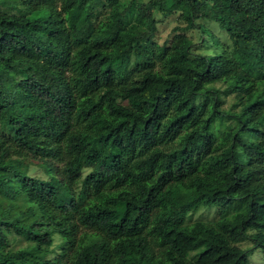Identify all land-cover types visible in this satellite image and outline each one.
I'll list each match as a JSON object with an SVG mask.
<instances>
[{
	"label": "trees",
	"instance_id": "trees-1",
	"mask_svg": "<svg viewBox=\"0 0 264 264\" xmlns=\"http://www.w3.org/2000/svg\"><path fill=\"white\" fill-rule=\"evenodd\" d=\"M200 207L214 218L188 222ZM255 248L264 0H0V264H250Z\"/></svg>",
	"mask_w": 264,
	"mask_h": 264
},
{
	"label": "rangeland",
	"instance_id": "rangeland-1",
	"mask_svg": "<svg viewBox=\"0 0 264 264\" xmlns=\"http://www.w3.org/2000/svg\"><path fill=\"white\" fill-rule=\"evenodd\" d=\"M175 24L181 25L182 23L179 22L173 14L168 16V17H164L161 19L159 18V20L157 22V31L155 34L157 42L160 43L167 36L171 27ZM213 24H215V23H213ZM186 33L190 36L191 39L197 38V32L194 30H188ZM40 174H41V172H40ZM213 218H214V212H213L212 207H200L197 211H195L193 214H191L189 216L188 222L193 221V220L211 221ZM94 236H95V233L93 230L80 229L77 232L76 238H77V241L79 244H86ZM56 242H57V239L54 238L50 247L53 248L54 244ZM22 244H23V242L18 241L17 239L15 241H11V243H10V245H12V248L20 246ZM249 245H250V243L247 241H242L239 243V246L242 248L248 247ZM247 261L250 264H264V252H262L258 248L253 249L252 253L250 252L248 254Z\"/></svg>",
	"mask_w": 264,
	"mask_h": 264
}]
</instances>
